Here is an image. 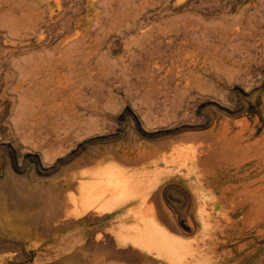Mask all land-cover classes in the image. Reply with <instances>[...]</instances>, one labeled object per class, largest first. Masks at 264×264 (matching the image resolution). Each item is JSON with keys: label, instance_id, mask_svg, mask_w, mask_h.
I'll list each match as a JSON object with an SVG mask.
<instances>
[{"label": "rangeland", "instance_id": "374dc122", "mask_svg": "<svg viewBox=\"0 0 264 264\" xmlns=\"http://www.w3.org/2000/svg\"><path fill=\"white\" fill-rule=\"evenodd\" d=\"M5 1L0 0V13H11L9 16L16 20L8 14L7 18L3 13L0 15L3 18H0L3 23H0V240L23 243L28 237L23 234L24 228L36 225L40 216L43 219L76 218L90 211L113 212L106 201L119 197L120 207L130 205L128 214L147 230L156 223L157 213L159 223L156 224L166 234L170 245L175 246L173 259L177 264H254L256 260L263 264L264 227H246L241 232L221 227L230 222L239 225L247 222L241 219L242 214H234V202L220 195L222 189L227 190L226 183L204 188V170L197 159L211 144L212 148L222 146L226 139L232 140L234 145L248 143L253 149L263 142L264 0ZM125 3V7L122 6ZM60 8L68 11L64 13ZM105 8L109 13L103 10ZM122 9L128 14L124 15ZM98 14L103 15L101 20ZM15 21H19L18 24ZM102 21L108 25L104 26ZM24 23L27 28L21 26ZM56 26L64 27V32ZM10 28L18 30L15 36L14 33L10 36L13 32ZM135 34L139 35L136 38L143 39L137 41ZM152 35L156 37L147 39ZM72 41L76 47H69L70 52L66 43L71 46ZM141 42L145 43L144 47ZM77 46L81 48L78 50ZM97 49L101 53L95 54ZM63 54L70 57L69 60ZM80 54L83 57H78ZM30 59L32 61H28ZM47 60L52 61L54 67L49 75L43 67ZM13 61L18 69L11 64ZM21 64L26 65L25 71L24 67L19 68ZM32 64L38 65L34 68ZM67 72L71 73L69 77ZM22 73L23 79H19ZM82 75L86 80L81 81ZM46 79L51 81L50 85ZM95 85L99 86L95 88ZM62 86L69 92L63 93ZM97 91L101 94L96 96ZM96 97H100L99 100ZM14 113L21 114V119ZM141 150L143 155H140ZM155 175L160 176L161 182L150 193H143L142 185L135 181L149 180ZM227 176L220 172L215 180L222 181ZM132 190L140 196L127 197ZM91 193L98 196L94 210L82 211L81 206ZM209 194L221 200L214 211L203 207ZM206 213L210 214V219ZM62 222L59 219L58 225ZM147 246L151 249L141 251L142 264H147L146 257L156 264H169L154 245L148 243ZM113 258L112 252V264H118ZM126 259L128 263L131 260L129 255Z\"/></svg>", "mask_w": 264, "mask_h": 264}, {"label": "bare ground", "instance_id": "6f19581e", "mask_svg": "<svg viewBox=\"0 0 264 264\" xmlns=\"http://www.w3.org/2000/svg\"><path fill=\"white\" fill-rule=\"evenodd\" d=\"M10 1V0H9ZM78 2H80V0H77ZM83 1H85V0H83ZM103 1V0H102ZM106 1H108L109 2V0H106ZM121 1V0H120ZM131 1V0H130ZM146 1V0H145ZM5 2H7V0L5 1ZM11 2H12V0H11ZM100 2V1H99ZM98 2V3H99ZM106 3V4H109V3ZM124 2H127V1H124ZM123 2V3H124ZM132 2V1H131ZM135 2H137L136 0H135ZM139 2V1H138ZM81 3V2H80ZM80 3H78V4H80ZM82 3H84V2H82ZM98 3H97V5H98ZM117 3V2H116ZM115 3V4H116ZM121 3V2H120ZM140 3H141V1H140ZM149 3V2H148ZM152 3V2H151ZM149 4V5H151L152 6V4ZM154 3V2H153ZM71 4V3H70ZM100 4V3H99ZM103 4V3H102ZM101 4V6H103ZM110 4H113L112 2L110 3ZM115 4H113V5H115ZM133 4L135 5L136 3H134L133 2ZM132 4V5H133ZM155 4H158L157 3V1L155 2ZM12 5V4H11ZM16 5V4H15ZM76 5H77V3H76ZM75 5V6H76ZM82 5V4H81ZM94 5H95V3H94ZM113 5H111V6H113ZM125 5H126V3L124 4V5H122V6H124L125 7ZM128 5V4H127ZM131 5V4H130ZM133 5V7H135ZM148 5V6H149ZM48 6V5H47ZM69 6V5H68ZM70 6H73V5H70ZM80 6V5H79ZM100 6V5H99ZM118 6H119V1H118ZM122 6H120V8L119 9H121L122 8ZM150 6V7H151ZM26 7V6H25ZM62 7V6H61ZM64 7V6H63ZM62 7V8H63ZM67 7V6H66ZM65 7V8H66ZM77 7V6H76ZM81 7V6H80ZM97 7V6H96ZM3 8V7H2ZM5 8V7H4ZM64 8V9H65ZM81 8H83V6L81 7ZM115 9H117V11H118V8H116V6L114 7ZM128 8H131V6L130 7H128ZM8 9V8H7ZM18 9H19V7H18ZM17 8H16V10H18ZM45 9V8H44ZM61 9V8H60ZM64 9H61L62 10V12L64 11V13H66L65 12V10ZM75 9V8H74ZM83 9H85V8H83ZM98 9V8H97ZM106 9H108V8H105V9H103L105 12L106 11H108V10H106ZM125 9V8H124ZM28 10H29V8H28ZM32 10V9H31ZM34 10H36L35 8H34ZM33 10V11H34ZM42 11H43V9H41ZM76 11H77V9H75ZM75 10H73V11H75ZM78 10H79V8H78ZM103 10H102V12H103ZM126 10V9H125ZM128 10H130V9H127V11ZM137 10H139V9H137ZM112 11V10H111ZM122 11H124L123 9H122ZM141 11H142V9H141ZM2 12V11H1ZM5 12V11H4ZM11 12V11H10ZM20 12V11H19ZM35 12V11H34ZM33 12V13H34ZM50 12V11H49ZM100 12V11H99ZM101 12V13H102ZM116 12V11H115ZM119 12V11H118ZM129 12V11H128ZM131 12V11H130ZM133 12V11H132ZM139 11H137V13H138ZM3 13V12H2ZM2 13H0V15L2 14ZM18 14V12H16L15 11V14ZM27 13V12H26ZM26 13H23V14H25V16H27L26 15ZM32 13V14H33ZM69 13V12H68ZM67 13V14H68ZM74 13V12H73ZM73 13H72V15H73ZM77 12H75V14H76ZM80 13V12H79ZM106 13H109V12H106ZM120 13H122V12H120ZM120 13H118V14H120ZM123 13H125V11L123 12ZM122 13V14H123ZM6 14H8V12L6 13ZM5 13H3V15H5V17L7 16ZM9 14H11V13H9ZM9 14H8V16H9ZM14 13H12V15H13ZM66 14V15H67ZM81 14V13H80ZM79 14V15H80ZM100 14V13H99ZM99 14H98V16H99ZM104 14V13H103ZM114 14H117V13H114ZM121 14V15H122ZM126 14H128V13H125L124 15H126ZM132 14V13H131ZM19 15H20V13H19ZM38 15V14H37ZM44 15V14H43ZM90 15V14H89ZM102 15V14H101ZM100 15V16H101ZM190 15V14H189ZM14 16V15H13ZM36 16V15H35ZM39 16V15H38ZM48 16V15H47ZM71 16V15H70ZM99 16V17H100ZM116 16V15H115ZM120 16V15H119ZM187 16V15H186ZM10 17V16H9ZM19 17V16H18ZM21 17V16H20ZM19 17V18H20ZM23 17H24V15H23ZM30 17V16H29ZM40 17V16H39ZM55 17V16H54ZM62 17H63V15H62ZM73 17V16H72ZM71 17V18H72ZM77 17V16H76ZM96 18H97V16H95ZM102 17H103V15H102ZM110 17V19H111V16H109ZM109 17L107 18V19H109ZM113 17V16H112ZM124 16L122 15L121 16V18H123ZM126 17V16H125ZM0 18H2L1 16H0ZM7 18V17H6ZM11 18V17H10ZM27 18V17H26ZM58 18H60V16L58 17ZM96 18H95V20H96ZM3 19V18H2ZM1 19V20H2ZM11 19H13V18H11ZM11 19H9L8 18V20L7 21H10L9 23L11 24L12 23V21H11ZM25 19V18H24ZM42 19V18H41ZM56 19V18H55ZM63 20H64V18H62ZM109 19V20H110ZM120 19V18H119ZM143 19V18H142ZM174 19V18H173ZM185 19V18H184ZM5 21H6V19H4ZM13 20H16V19H13ZM27 20V19H26ZM29 21H30V18L28 19ZM32 20V19H31ZM63 20H61V21H63ZM76 20V19H75ZM97 20H99V18L97 19ZM100 20H101V17H100ZM108 20V21H109ZM135 20V19H134ZM186 20H187V18H186ZM35 21V20H34ZM41 21H43V20H41ZM54 21V20H53ZM59 21V20H58ZM57 21V22H58ZM66 21H67V19H66ZM65 21V22H66ZM73 21V20H72ZM93 21H94V19H93ZM93 21H92V23L91 24H95L96 22H99V21H94L95 23H93ZM112 21V20H111ZM121 21V20H120ZM15 22H17V21H15ZM19 22V21H18ZM18 22H17V24H18ZM21 22H22V20H21ZM60 22V21H59ZM188 22V21H187ZM1 24H3L2 22H0ZM46 23H48V22H46ZM45 23V24H46ZM54 23V22H53ZM56 23V22H55ZM61 23V22H60ZM63 23V22H62ZM72 23V22H71ZM110 23V22H109ZM117 23V22H116ZM169 23V22H168ZM167 23V24H168ZM182 23V22H181ZM0 24V25H1ZM16 24V23H15ZM69 24V23H68ZM82 24V23H81ZM98 25L100 24V22L99 23H97ZM101 24H104V26H105V24H107L106 23V21L103 23V21H102V23ZM111 25L113 24V23H110ZM140 24V23H139ZM142 24V23H141ZM140 24V25H141ZM169 24H171V22L169 23ZM8 25V24H7ZM32 25V24H31ZM49 25H51V24H49ZM48 25V26H49ZM56 25H57V23H56ZM65 25H67V23L65 24ZM96 25V24H95ZM95 25H93L92 27H94ZM108 25V24H107ZM116 25V24H115ZM119 25V24H118ZM127 25V24H126ZM187 25V24H186ZM185 25V26H186ZM4 26V25H3ZM5 26H6V24H5ZM9 26V25H8ZM12 26H14V25H12ZM21 26H25V23H24V25H21ZM27 26V25H26ZM25 26V27H26ZM38 26H40V25H38ZM129 26V25H128ZM133 26V25H132ZM142 26V25H141ZM169 26H171V25H169ZM168 26V27H169ZM183 27V28H186V27ZM1 27H2V25H1ZM46 27V26H45ZM53 27H55V26H53ZM61 27V29L62 28H64V27H62V26H60ZM60 27H57L56 26V28H60ZM96 27H97V25H96ZM96 27H94V28H96ZM139 27V26H138ZM137 27V28H138ZM146 27V26H145ZM174 27V26H173ZM177 28H179L180 26H176ZM6 28H8V27H6ZM14 28H16V26L14 27ZM27 28V27H26ZM70 28H73V27H70ZM77 26H76V30H77ZM129 28H132L131 26L129 27ZM161 28V27H160ZM164 28V27H163ZM175 28V27H174ZM5 29V28H4ZM46 29H48V28H46ZM104 29V28H103ZM149 29V28H148ZM152 29V28H151ZM176 29V28H175ZM7 30V29H6ZM10 30H13V29H9V31ZM49 30H50V28H49ZM73 30H75V28L73 29ZM75 30V31H76ZM90 30H91V27H90ZM96 30V29H95ZM95 30H92V31H95ZM120 30V29H119ZM119 30H118V34L120 33L119 32ZM123 30V29H122ZM135 30V29H134ZM134 30H133V32H134ZM139 29H137V31H138ZM140 30H142V27H141V29ZM177 30V29H176ZM180 31L182 30V29H179ZM16 31H18L17 29L16 30H13V32L10 34V36L15 32L16 33ZM31 31V30H30ZM33 31V33H34V29L32 30ZM55 31V30H54ZM57 31V30H56ZM62 31H63V29H62ZM91 31V32H92ZM102 31V30H101ZM124 32L125 31H127V30H123ZM145 31V30H144ZM159 31H162V30H159ZM178 31V30H177ZM183 31V30H182ZM181 31V32H182ZM8 32V31H7ZM22 32V31H21ZM20 32V33H21ZM43 32V31H42ZM45 32V31H44ZM64 32V31H63ZM71 32H73L72 30H71ZM77 32V31H76ZM109 32V31H108ZM107 32V33H108ZM110 32H112L111 30H110ZM109 32V33H110ZM154 32V31H153ZM152 32V33H153ZM179 32V31H178ZM184 32V31H183ZM15 33L13 34L14 36H15ZM33 33H32V37H33ZM50 33H53V32H51L50 31ZM69 33V32H68ZM74 33V32H73ZM88 33V32H87ZM115 33H117V32H115ZM127 33H128V31H127ZM149 33H150V31H149ZM160 33V32H159ZM168 33V32H167ZM180 33V32H179ZM17 34H18V32H17ZM37 34V36H38V33H36ZM53 34H55V32L53 33ZM64 34V33H63ZM100 34H101V32H100ZM105 34V33H104ZM113 34V33H112ZM122 34V33H121ZM155 34H158V33H155ZM171 34V33H170ZM173 34L174 35H176L174 32H173ZM181 34V33H180ZM5 36H6V33L4 34ZM8 35H9V32H8ZM56 35V34H55ZM68 35V34H67ZM75 35H77V33L75 34ZM111 35V34H110ZM147 35H150V34H147ZM168 35H169V33H168ZM178 35V34H177ZM182 35H184V33L182 34ZM19 36V35H18ZM37 36H35V37H37ZM65 36V35H64ZM90 36V35H89ZM105 36V35H104ZM103 36V37H104ZM109 36V35H108ZM113 36V35H112ZM135 36V39L137 40V39H139V38H136V37H138V36H136V34L134 35ZM141 36H143V35H141ZM144 36H146V35H144ZM155 35H152V36H148L147 37V39L149 38V37H154ZM164 36H165V34H164ZM173 36V35H172ZM2 37V36H1ZM46 37V36H45ZM48 37V36H47ZM50 37V36H49ZM77 37H79V36H77ZM82 37V36H81ZM98 37V36H97ZM100 37V36H99ZM156 37V36H155ZM157 37L158 38H160V36H158L157 35ZM162 37H163V35H162ZM161 37V38H162ZM166 37V36H165ZM171 37V36H170ZM175 37H177V36H175ZM174 37V38H175ZM178 37H179V35H178ZM182 37V36H181ZM6 38H8L9 40L10 39H12V38H9V37H6ZM87 38V37H86ZM85 38V39H86ZM96 38V37H95ZM101 38H102V36H101ZM105 38V37H104ZM133 38V37H132ZM24 39V38H23ZM96 39H98V38H96ZM95 39V40H96ZM141 39V38H140ZM139 39V41H141ZM157 39V38H156ZM155 39V40H156ZM165 39V38H164ZM167 39V38H166ZM171 39V38H170ZM185 39V38H184ZM63 40V39H62ZM76 40L78 41V42H81V41H79L77 38H76ZM84 40V39H83ZM136 40H134L133 42L135 43V41ZM153 40V39H152ZM151 40V41H152ZM162 39H160V42H159V44L162 42L161 41ZM1 41H2V39H1ZM16 41H18V40H16ZM55 41H61V40H55ZM54 41V42H55ZM105 41V40H104ZM111 41V40H110ZM109 41V42H110ZM138 41V40H137ZM144 41V40H143ZM164 41V40H163ZM170 41V40H169ZM169 41H166L167 43L169 42ZM174 41V40H173ZM203 41V40H202ZM20 42V41H19ZM24 42V41H23ZM41 42H42V40H41ZM74 42H76V41H74ZM98 42V41H97ZM131 43V44H134V43ZM145 42H147V41H145ZM182 42V41H181ZM1 43V42H0ZM40 43V42H39ZM46 43V42H45ZM52 43V42H51ZM70 43L71 42H69V45H70ZM87 43V42H86ZM107 43H108V41H107ZM112 43V42H111ZM151 43V42H150ZM164 43V42H163ZM15 44V43H14ZM13 44V45H14ZM20 44V43H19ZM32 44V43H31ZM30 44V45H31ZM53 44V43H52ZM72 44H74L73 43V41H72V43H71V46H68V43H66V49H68L69 47L71 48L72 46H75L76 47V44H74V45H72ZM85 44V43H84ZM90 44H91V42H90ZM101 44V43H100ZM136 44H138L137 42H136ZM136 44L134 45V46H136ZM141 44H142V42H141ZM143 44H145V43H143ZM143 44H142V46H143ZM27 45H29V44H27ZM77 45H79V44H77ZM81 45V44H80ZM79 45V46H80ZM83 45V44H82ZM99 45V44H98ZM108 45V44H107ZM139 45H140V43H139ZM148 45V44H147ZM150 45V44H149ZM152 45V44H151ZM154 45H155V43H154ZM7 46V45H6ZM92 46V45H91ZM96 46V45H95ZM102 46V45H101ZM133 46V45H132ZM138 46V45H137ZM145 46V45H144ZM143 46V47H144ZM161 46V45H160ZM160 46H158V47H160ZM4 47V46H3ZM12 47V46H11ZM15 47V46H14ZM18 47V46H17ZM24 47V46H23ZM31 47V46H30ZM40 47V46H39ZM78 47V46H77ZM100 47V46H99ZM108 47H113L112 45L111 46H109L108 45ZM140 46H138V48H139ZM142 47V48H143ZM148 47V49H150V46H147ZM146 47V48H147ZM5 48H7V47H4V49ZM21 48H22V46H21ZM45 47H44V45H43V49H44ZM53 48H54V46H53ZM52 48V49H53ZM63 49H64V51L66 50L65 49V47L63 46L62 47ZM61 48V49H62ZM70 48H69V51L71 52V50H70ZM73 48V47H72ZM71 48V49H72ZM79 48H81V47H78V50H79ZM141 48V49H142ZM23 49V48H22ZM30 49V48H29ZM63 49H62V52H63ZM100 49H102V47H100ZM110 48H108V50H109ZM131 49V48H130ZM152 49V48H151ZM164 49V48H163ZM8 50H9V48H8ZM7 50V51H8ZM26 50V49H25ZM45 50H47V48H45ZM44 50V51H45ZM86 50H88V52L90 51L88 48H86ZM86 50H83V51H85L86 53H88ZM129 50V49H128ZM133 50H135V49H133ZM159 50V49H158ZM19 51V50H18ZM21 51V50H20ZM49 51V50H48ZM52 51V50H51ZM51 51H50V55H52L51 54ZM53 51H54V49H53ZM57 51V50H56ZM67 51V50H66ZM103 51V50H102ZM110 51V50H109ZM142 51H144V50H142ZM27 52V51H26ZM25 52V53H26ZM47 52V51H46ZM59 52V51H58ZM96 52H100L101 53V51H98V49H97V51L95 50V54H96ZM133 52L134 51H132V54H133ZM141 52V51H140ZM157 52H160V51H157ZM7 53V52H6ZM6 53H5V55H6ZM24 53V54H25ZM39 52H37V54H38ZM43 53V52H42ZM41 52L39 53V54H42ZM66 53V52H65ZM76 53H78V52H76ZM75 53V54H76ZM134 53H136V55H137V53L138 52H134ZM155 53V52H154ZM1 54H3V52H1ZM8 54L9 55H11L9 52H8ZM7 54V56H9ZM30 55H31V53H29ZM28 54V56H30ZM73 54V53H72ZM71 54V55H72ZM94 54V53H93ZM103 54V53H102ZM131 54V53H130ZM139 54V53H138ZM144 55H145V53H143ZM5 55H3V56H5ZM17 55H18V52H17ZM22 55H23V51H22ZM49 55V56H50ZM64 55V54H63ZM66 56L68 55L69 56V53L68 54H65ZM64 55V56H65ZM74 55V54H73ZM73 55H72V57H73ZM82 55H86L85 53H82ZM81 54L78 56V57H83ZM88 55H89V53H88ZM154 54H152V56H153ZM156 55V54H155ZM65 56V57H66ZM75 56H77V55H75ZM87 56V55H86ZM96 56V55H95ZM103 56V55H102ZM137 56H139V55H137ZM151 56V55H150ZM12 57H13V55H12ZM20 57H21V55H20ZM41 57V56H40ZM130 57H132V56H130ZM136 57V56H135ZM5 58V57H4ZM7 58V57H6ZM6 58H5V61H7L6 60ZM50 58H51V56H50ZM68 60H69V58L70 57H66ZM99 57H97V59H98ZM103 58V57H102ZM123 58V57H122ZM133 58V57H132ZM131 58V59H132ZM138 58V57H137ZM8 59V58H7ZM10 59H11V56H10ZM16 59V58H15ZM15 59H12V60H15ZM26 59V58H25ZM52 59H54V57L52 58ZM51 59V60H52ZM73 59V58H72ZM71 59V60H72ZM77 59V58H76ZM76 59H75V61H73V63H75L76 62ZM130 59V60H131ZM41 60V59H40ZM79 60H80V58H79ZM102 60V59H101ZM4 61V62H5ZM23 61H24V63H26L25 62V60L23 59ZM28 61H32L31 59L30 60H28ZM44 61V60H43ZM42 61V62H43ZM66 62L67 60L65 59V60H63V62ZM132 61V60H131ZM2 62V61H1ZM64 62V63H65ZM87 62V61H86ZM102 62V61H101ZM12 63H14V61L13 62H11V64ZM30 63V62H29ZM38 63V62H37ZM44 63V62H43ZM68 63V62H67ZM66 63V64H67ZM71 62L69 61V64H70ZM89 63H90V61H89ZM88 63V64H89ZM1 64V63H0ZM77 63H75L74 65H76ZM97 65H98V63H96ZM133 64V63H132ZM2 65V64H1ZM14 65H15V63H14ZM33 65V67L35 68L36 67V65H38V64H32ZM31 65V66H32ZM35 65V66H34ZM61 65V64H60ZM124 65V64H123ZM136 65V64H135ZM8 66V65H7ZM6 66V68H8ZM26 67V65L25 64H23V67ZM66 67H67V65H65ZM12 67V66H11ZM14 67H17V69H18V66H14ZM13 67V68H14ZM21 67V70L23 69V67H22V64L19 66V68ZM25 67H24V71H25ZM44 70L46 71V74H50L51 73V71H52V69L54 68L53 67V63H52V61H50V60H47L46 61V63L44 64ZM58 67V66H57ZM60 67V66H59ZM65 67V68H66ZM68 67H70V65H68ZM93 67H95L94 65H93ZM92 67V68H93ZM98 67V66H97ZM100 67V66H99ZM33 68V69H34ZM62 68V67H61ZM90 68H91V66H90ZM149 68V67H148ZM9 69L11 70V68L9 67ZM15 69V68H14ZM59 69V68H58ZM5 70V69H4ZM4 70H2V71H4ZM16 70V69H15ZM20 70V69H19ZM19 70H18V72H19ZM37 70V69H36ZM66 70V69H65ZM71 70V69H70ZM70 70H69V72H70ZM96 70H98V68L96 69ZM100 70V69H99ZM6 71V70H5ZM4 71V72H5ZM12 71V70H11ZM27 71H29V69L27 70ZM30 71H31V68H30ZM29 71V72H30ZM33 71V70H32ZM32 71L29 73V75H31V73H32ZM42 71V70H41ZM76 70L74 69V72H75ZM23 72V71H22ZM37 72V71H36ZM39 72L40 71H38V74H39ZM69 72H67V73H69ZM71 72H73V70L71 71ZM136 72V71H135ZM3 73V72H2ZM1 73V74H2ZM5 73H8V72H5ZM43 73V72H42ZM81 73V72H80ZM94 73H96V71H94ZM93 73V74H94ZM38 74H36V75H32V76H37ZM72 74H76V73H72ZM92 74V73H91ZM3 76H4V74H2ZM7 76H8V74H6ZM21 75H23V73L22 74H20V77H19V79H21L22 77H21ZM71 75V73H69V75H68V77ZM12 76V75H11ZM18 76V75H17ZM26 76V75H25ZM31 76V77H32ZM52 76V75H51ZM113 76V75H112ZM5 77V76H4ZM3 77V78H4ZM108 77H109V75H108ZM30 78V77H29ZM34 78H36V77H34ZM42 78V77H41ZM40 78V79H41ZM52 78H54V76L52 77ZM51 78V79H52ZM73 78V77H72ZM71 78V79H72ZM102 78H104V76L102 77ZM0 79H1V76H0ZM5 79V78H4ZM8 79H9V76H8ZM18 79V80H19ZM23 79V78H22ZM24 79H25V77H24ZM79 79V78H78ZM99 79V78H98ZM108 79V78H107ZM15 80H17V79H15ZM27 80V79H26ZM63 80V79H62ZM84 80H86V78L84 79V77H83V75H82V79H81V81H84ZM90 80V79H89ZM0 81H2V79L0 80ZM7 81V80H6ZM11 81V80H10ZM9 81V82H10ZM32 81V80H31ZM45 81H47L48 82V84L51 82L49 79L47 80H45ZM75 81H77L76 79H75ZM79 81H80V79H79ZM4 82V81H3ZM7 83V84H10V83ZM26 83V82H25ZM24 83V84H25ZM29 83H31V85H32V82H30L29 81ZM45 83V82H44ZM74 83V82H73ZM83 83V82H82ZM85 83V82H84ZM103 83V82H102ZM23 84V83H22ZM23 84V85H24ZM28 84V83H27ZM69 84L70 83H68V85L67 86H69ZM76 84V83H75ZM86 84H88V83H86ZM89 84H92V88H93V83L91 82V83H89ZM105 84V83H104ZM109 84V83H108ZM2 85V84H1ZM5 85V84H4ZM17 85H18V83H17ZM22 85V86H23ZM29 86H31L30 84H28ZM34 85H36L35 87H37V84H34ZM50 85V84H49ZM102 85V84H101ZM9 86V85H8ZM15 88H16V82H15ZM21 86V87H22ZM26 85H24L23 87H25ZM54 86V85H53ZM80 86V84H78V87ZM87 86V85H86ZM97 86H99V85H95V88H97ZM3 87V86H2ZM10 87V86H9ZM42 87V86H41ZM77 87V88H78ZM82 87H83V85H82ZM81 87V88H82ZM87 87H89L90 88V85L89 86H87ZM6 88V87H5ZM11 88V87H10ZM14 88V89H15ZM27 88H29L28 86H27ZM32 88V87H31ZM104 88H105V86H104ZM59 90H60V88H58ZM57 89V90H58ZM62 92L63 93H66V91L68 90V88L67 87H63L62 86ZM76 89V88H75ZM100 89V88H99ZM98 89V90H99ZM4 90V89H3ZM5 90H7V89H5ZM9 90V89H8ZM23 90V89H22ZM30 90V89H29ZM40 90V89H39ZM38 90V92H40ZM53 90V89H52ZM55 90V89H54ZM58 90V91H59ZM77 90V89H76ZM82 90H83V88H82ZM89 90V89H88ZM92 90V89H91ZM91 90H90V92H91ZM102 90V89H101ZM101 90H99V91H101ZM10 91V90H9ZM13 91V90H12ZM17 91H19V90H17ZM17 91H15V92H17ZM83 91H87V89L85 90H83ZM82 91V92H83ZM104 91V90H103ZM5 92V91H4ZM19 92H21V90L19 91ZM18 92V93H19ZM43 92V91H42ZM68 92H69V90H68ZM78 92V91H77ZM93 92H94V95H95V91L93 90ZM93 92L91 93V95L92 96H94L93 95ZM102 92V91H101ZM25 93H27V92H25ZM33 93H34V90H33ZM32 93V94H33ZM75 93H76V91H75ZM85 93V92H84ZM98 91H97V94H96V96L98 95ZM20 94V93H19ZM18 94V95H19ZM37 94V93H36ZM39 94V93H38ZM43 94V93H42ZM42 94H40L39 96L41 97V95ZM59 94H60V92H59ZM71 94H72V91H71ZM78 94V93H77ZM76 94V95H77ZM79 94H81L80 92H79ZM86 94V93H85ZM99 94H101V93H99ZM22 94H20L19 95V98H21L20 96H21ZM74 95V94H73ZM72 95V96H73ZM113 95V94H112ZM23 96H24V94H23ZM29 96V95H28ZM28 96H27V98H28ZM33 96H34V94H33ZM46 96V95H45ZM65 96V95H64ZM63 95L61 96V97H64ZM75 96V95H74ZM79 95H77V97H78ZM101 96V95H100ZM103 96V95H102ZM101 96V97H102ZM60 96H59V98H61ZM66 97H67V95H66ZM95 97V96H94ZM24 98V97H23ZM33 98V97H32ZM96 98H98V97H96ZM95 98V99H96ZM100 98V97H99ZM99 98H98V100H99ZM104 98V97H103ZM22 99V98H21ZM21 99L19 100V101H21ZM31 99V98H30ZM29 99V100H30ZM36 99H37V95H36ZM35 99V100H36ZM70 99V98H69ZM84 99V98H83ZM24 100H25V98H24ZM24 100H22L21 102L23 103V101ZM57 100V99H56ZM26 101V100H25ZM31 101V100H30ZM80 101V100H79ZM55 102V101H54ZM53 102V103H54ZM20 103V102H19ZM26 103V102H25ZM25 103H24V105H25ZM59 103V102H58ZM64 103V102H63ZM100 103V102H99ZM15 104V103H14ZM55 104V103H54ZM66 104H67V102H66ZM52 106H55V105H53L52 104ZM22 107V106H21ZM20 107V109H21V111H22V108ZM47 108V107H46ZM15 109V108H14ZM27 109V108H26ZM25 108H24V110H26ZM68 109V108H67ZM19 110V109H18ZM36 111V110H35ZM56 111V108H55V110H54V112ZM19 112H20V110H19ZM19 112H18V114H19ZM15 113H17V112H15ZM14 113V115H16ZM20 113H22V112H20ZM70 113V112H69ZM16 115L17 116V118H18V116H19V119L18 120H20L21 119V114L20 115ZM41 114H42V112H41ZM57 114H59V113H57ZM56 114V115H57ZM60 114H62V113H60ZM88 114V113H87ZM67 115V114H66ZM70 115V114H69ZM25 116V118H26V115H24ZM29 116V115H28ZM31 116V115H30ZM71 116V115H70ZM16 118V119H17ZM65 118H66V116H65ZM28 119V118H27ZM26 119V120H27ZM68 119V118H67ZM14 120V119H13ZM17 121V120H16ZM28 121V120H27ZM72 121V120H71ZM15 122V121H14ZM23 122V121H22ZM16 123V122H15ZM24 123V122H23ZM72 123V122H71ZM14 124V123H13ZM20 124H22L21 123V121H20ZM17 127H20V125L19 126H17ZM261 140H263V142H262V144L258 147V148H256V149H253L252 148V146L251 145H249L248 143L247 144H240V145H234V143L232 142V140H228V139H226V140H224V142H223V144H222V146H216V147H214V148H212V144H211V147L209 146H207L208 148L206 149V150H204V151H201L202 153H201V157L199 158V160L197 159V161H199V163H200V165L203 167V170H204V176H205V179H203L204 181H203V186H204V188H209V187H211L212 185H216V186H218L219 185V183L220 182H223V183H226L227 185V187H225V188H227V190H221V193H220V195L222 196V198H224L226 201H228V200H232L233 202H234V214L235 215H239V214H242V218L241 219H243V221L244 222H247V224L246 225H243L242 223V225H239L238 223H232V222H230V223H228V224H226V225H223V226H221L223 229H226V230H229V231H234V230H240V232H241V230L243 229V228H248V227H260V226H263L264 227V137L262 136V138H261ZM261 140H258V141H261ZM218 142V141H217ZM215 143V142H214ZM219 143V142H218ZM218 143H216V144H218ZM215 144V145H216ZM142 153V154H141ZM143 153H144V151H140V155H143ZM196 160V159H195ZM168 165V164H167ZM197 166V165H196ZM232 171V172H231ZM220 172H225V173H227L228 174V176L224 179V180H222L221 181V179H219V180H215V178H216V176H218V174L220 173ZM231 172V173H230ZM135 182H137L138 184L137 185H139V184H141L142 185V188L145 190L143 193H145V194H148V193H150L153 189H154V187H156V185H158V183L159 182H161V178H160V176L159 175H155L153 178H151V179H149V180H144V179H142V180H136ZM140 182V183H139ZM116 187V186H115ZM113 190H115V189H113ZM209 190V189H208ZM105 191V190H104ZM111 191V190H110ZM203 191H204V189H203ZM217 191V190H216ZM215 191V192H216ZM113 192V191H112ZM214 192V191H213ZM214 192V193H215ZM115 193V192H114ZM97 194V193H96ZM116 194H119L118 192L116 193ZM100 196L102 195V194H99ZM115 195V194H114ZM141 195H143L142 193H141ZM205 195H207V194H205ZM108 196V195H107ZM135 196H140V194H139V192L137 193L136 191H133L132 190V192L130 193V195H127V197H131V198H133V197H135ZM97 198H98V196L97 195H95L94 193H91L90 194V197H88L87 198V200L86 201H84V203L82 204V206H81V210L82 211H89V210H94V207H93V205L96 203V200H97ZM221 198V199H222ZM205 201H204V203H203V207H204V210H206V209H210V210H215V208H216V206H218V204L219 203H221V200H218L216 197H213V196H211L210 194L207 196V198L205 197ZM220 199V198H219ZM223 200V199H222ZM107 203H109V205H110V209H112L113 211H115V210H117L120 206H121V202H120V199H119V197L117 198V199H111V200H109V201H106V206L108 205ZM232 204V203H231ZM233 206V205H232ZM230 207H231V205H230ZM207 211V210H206ZM207 215V219H210L211 217H210V214H211V212H210V214L209 213H206ZM209 214V215H208ZM225 217V216H224ZM255 218H256V221H254L255 220ZM231 220V219H230ZM240 221V220H239ZM215 224H216V222H215ZM246 228V229H247ZM260 229V228H259ZM261 230V229H260ZM261 231H263V230H261ZM263 233V232H262ZM116 236V239L121 243V244H127V243H130V244H132L133 246H136V247H138V248H140V249H151V248H149V246H147L148 245V243H151L152 245H154L155 247H156V249L159 251V255H162V256H164V257H166L167 259H168V263L169 264H177L175 261H174V257H173V252H174V248H175V246H173V245H170V242H169V240L167 239V237H166V234L157 226V224L156 223H152V229L151 230H147V228L146 227H141V226H138V227H129L128 229H126V230H123V231H121V232H119L118 234H116L115 235ZM225 236H227V235H225ZM231 238V237H230ZM113 239V238H112ZM244 245V244H243ZM217 246V245H216ZM255 247V246H254ZM253 247V248H254ZM257 247V246H256ZM213 248V247H212ZM152 249H153V247H152ZM250 250H252V249H250ZM254 251V250H253ZM252 251V252H253ZM250 253V252H249ZM262 260H263V258H262ZM261 260V261H262ZM209 264H217L216 262H210ZM254 264H258V260H256V263H254ZM263 264H264V261H263Z\"/></svg>", "mask_w": 264, "mask_h": 264}, {"label": "crops", "instance_id": "0c3cea01", "mask_svg": "<svg viewBox=\"0 0 264 264\" xmlns=\"http://www.w3.org/2000/svg\"><path fill=\"white\" fill-rule=\"evenodd\" d=\"M129 209L126 205L113 212L90 211L76 218L40 216L36 225L24 228L28 237L23 243L0 240V264H112V252L118 264H142V249L123 245L115 236L140 226ZM59 219L63 220L60 226ZM154 221L159 223L157 213ZM145 262L156 264L147 257Z\"/></svg>", "mask_w": 264, "mask_h": 264}]
</instances>
